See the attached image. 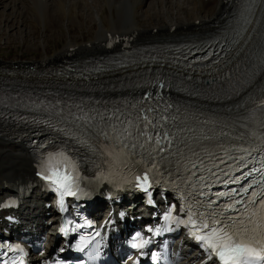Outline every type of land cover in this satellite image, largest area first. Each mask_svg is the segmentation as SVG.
Returning a JSON list of instances; mask_svg holds the SVG:
<instances>
[{
    "label": "snow or ice",
    "instance_id": "6c2138e0",
    "mask_svg": "<svg viewBox=\"0 0 264 264\" xmlns=\"http://www.w3.org/2000/svg\"><path fill=\"white\" fill-rule=\"evenodd\" d=\"M247 11L248 9H245V12ZM244 22L250 23L246 16L244 17ZM241 30L246 31L247 29H244L241 25ZM261 62L264 63V59ZM262 103H264V100H262ZM148 111V109H145V112ZM112 115L119 122V124L113 125V128L120 132V135L125 139L130 137L135 139L145 134L144 127H140L138 131H134L136 125L130 117H125L121 121L120 117L115 113ZM137 118L141 120L142 124L148 125L154 130H159L157 136H146V143L152 141L155 143L153 151L168 153V155L177 153L184 155L181 146L188 147L187 143L178 133H172L166 123V117L161 116V122L159 123H154L153 118L148 115L140 117L139 113H137ZM85 122L87 123V121ZM121 125H123L122 130ZM99 134L105 137L109 136V132H106L104 129H100ZM203 139L210 140V137L204 136ZM174 145L176 146L175 153L171 151ZM124 146L128 147L127 144ZM132 146L135 147L134 144ZM188 150L193 152L194 155L197 154L195 149L189 148ZM166 158L167 156H161V159ZM231 158L238 159V157ZM189 160L192 167H195V161H191L190 157ZM61 162L67 164L70 168H75V165L71 163L69 158L61 152L58 156L49 155L46 162L41 161L38 175L55 186V190L60 194V207L64 209L65 196H76L81 190L78 176L74 178L69 173L68 168L61 171L57 167ZM221 162H224L222 158ZM208 171L211 175H216L212 169ZM261 174L264 175V170H262ZM200 178L207 180V177L201 176ZM136 180V187L147 193L148 197H151L152 193L149 191L151 185L148 182L147 174L143 175V177L137 176ZM257 186L259 187V191H257ZM219 195L223 197L225 194L220 193ZM213 204L216 206L213 207ZM169 207L170 211L163 216V220L170 223L174 222L178 225L190 226L192 230L191 234L197 241L202 242V247L207 252L208 259L215 256L222 264H264V180L256 181L255 185L249 181L242 189L230 191L223 205L216 201H208L207 207L211 209L210 211L191 212L190 209V214L186 220L175 218L172 215L174 206L170 205ZM77 227H80V225H77ZM165 230L168 231L170 229L166 228ZM160 231L161 229L157 228L154 234L159 235ZM64 232L67 233L66 228ZM148 232H153V229L148 228ZM137 241L132 247L138 249H142L149 242L139 236L137 237ZM76 247L80 249L81 244H77ZM57 264H60V262L57 261Z\"/></svg>",
    "mask_w": 264,
    "mask_h": 264
},
{
    "label": "bare ground",
    "instance_id": "6f19581e",
    "mask_svg": "<svg viewBox=\"0 0 264 264\" xmlns=\"http://www.w3.org/2000/svg\"><path fill=\"white\" fill-rule=\"evenodd\" d=\"M13 1L17 3V1L20 0H13ZM180 1L183 0H179L177 6L178 8H183L182 9L183 14L181 17H184L187 14L186 16L190 17L189 20L172 21V22L170 21V22H164L162 24L159 21L157 22L151 21L149 22L150 25H144V26H140L136 21V15H137L136 8L142 9L145 0H137V5H135V3H133V1L131 0H57L56 2L58 5H63L62 7H64V11L67 13L68 11H71L72 8H78V7L82 8L87 13H92V12L94 13V14L92 13V16L93 17L95 16L96 18L95 20H98L99 23H98V28L95 30L94 37L90 40V42L102 39L106 31H111L121 36V35H126V33H128L133 29L138 31L139 34L138 41L146 40L149 38L162 37V36L178 37V36L186 35L195 30H200L210 27V25L217 18L221 8L223 7V3H221V0H193L189 5H185V3L183 4V2ZM28 2H29L28 4L29 9L35 12V16L34 18H32L34 21H36L37 23L38 21H45V24L46 21L50 22L49 16L52 15L51 14L52 11H50L51 6H49L48 3L49 1L29 0ZM20 3L22 4L23 1ZM54 6H56V3H54ZM104 6L108 7L111 15L109 17L105 15V17L102 19L99 15H95V14H97L98 12L102 13ZM185 6L187 7L184 9ZM23 7L24 6H22L19 9L20 12H22ZM9 9L15 10L16 6H13L12 8L9 0H0L1 22L10 21V15H7ZM146 11L149 12V10ZM145 15L146 14H144L143 17H145ZM105 22L108 23L109 25L108 27ZM79 25L82 26L81 23H79ZM171 25H176L175 30L173 31L169 30V27ZM154 28H157L156 32L153 31ZM72 45L78 46V48L74 52L75 55H81L86 52L92 51V48L86 47L84 43L81 44L68 43L64 47L72 46ZM63 50L64 48L60 51H56L50 57L48 56L43 57L42 60H39L37 62H42V63L57 62L62 59ZM12 63L24 65L23 63H19V61H13ZM32 172L33 169L31 165V158L28 154L27 148H25V146L22 143L14 139H9V138H5L4 136H0V193L2 191H9L10 186L6 187V184H8V180L14 182L16 181L26 182L30 177V175L32 174ZM41 197H42V193H40L39 191L36 190L32 192V194L26 200L23 207L20 209V211H18L21 213L23 219H25L24 227H28V226L33 227L39 225L40 217L42 216V211H43L40 202ZM32 204H33V208L30 209Z\"/></svg>",
    "mask_w": 264,
    "mask_h": 264
},
{
    "label": "rangeland",
    "instance_id": "374dc122",
    "mask_svg": "<svg viewBox=\"0 0 264 264\" xmlns=\"http://www.w3.org/2000/svg\"><path fill=\"white\" fill-rule=\"evenodd\" d=\"M28 1L20 0L15 3L13 0H9L12 8L16 6V9L8 10L7 15H10V21H0V63L19 61V63L25 64L30 63V61L37 62L45 56L50 57L56 51L62 50L68 43H86L94 37L95 30L98 27L95 16H92L93 12L87 13L78 7L72 8L71 11H68V14L64 11L63 5L57 4V0H47L49 6H51L50 11H52V15L49 16L50 22L46 21L45 24V21H38L37 23L32 19L35 12L29 9ZM191 1L186 0L184 2L183 0L180 2L189 5ZM178 2L179 0H149L147 4H144L143 9L136 8V21L140 26H144L150 25L149 22L151 21H159L162 24L170 21L189 20L190 17L186 16L187 14L181 17L183 8H178ZM54 3H56V6H54ZM22 6L24 7L20 12L19 9ZM146 10H149V12ZM144 14H146L145 17H143ZM95 15H99L103 19L105 15L109 17L111 13L108 7L104 6L102 13L98 12ZM106 25L109 26L108 23Z\"/></svg>",
    "mask_w": 264,
    "mask_h": 264
}]
</instances>
